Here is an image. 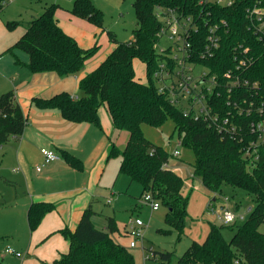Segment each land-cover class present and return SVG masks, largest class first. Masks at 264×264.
Instances as JSON below:
<instances>
[{
    "label": "trees",
    "instance_id": "obj_1",
    "mask_svg": "<svg viewBox=\"0 0 264 264\" xmlns=\"http://www.w3.org/2000/svg\"><path fill=\"white\" fill-rule=\"evenodd\" d=\"M200 1L134 0L139 25L133 31V41L119 43L113 39V51L96 70L80 78L79 89L84 96L76 100L63 92L50 99L35 98L33 103L40 109L60 111L70 122L90 123L98 128L102 127L99 111L105 106L115 134L126 131L129 135L123 151L117 147L115 137L110 139L107 160L121 157L120 174L128 176L131 184H140L143 195L151 194L166 207L168 224L181 235L189 212L188 198L183 192L186 180L171 165L173 156L165 148L150 142L142 130L144 124L161 127L166 120H173L181 145L193 149L195 154L193 175L200 178L203 186L215 195L210 206L219 200L218 195H223L226 187L242 190L253 197L254 202L251 214L242 223L220 227L211 225L205 241L193 242L179 259V264H264V145L252 147L251 144L257 143L259 136L249 130L252 121L264 120V110L260 113V109H264V29L261 23L264 14L262 21H258L255 17L249 18L246 12L253 7L264 12V0H238L230 8L213 4L204 6V12H210V25H220L222 20L228 24L227 32L225 29L221 31L222 40L215 56L202 63L223 84L224 89L215 101L221 116L229 112L235 114L240 128V134L235 139L223 138L204 119L195 120L192 115L186 116L167 95L158 92L152 78L160 57L155 48L160 25L155 14L156 7H177L185 14L197 17L202 8L198 5ZM59 8V5L53 4L33 17L32 21L6 24L9 29L17 26L25 29L7 52L17 49L27 53L29 62L23 66L32 73L79 75L86 63L97 54L98 44L89 49L82 48L74 37L63 31L57 19ZM71 13L97 26L103 24L102 11L91 0H74ZM200 28L195 36L196 52L203 48L208 33L207 26ZM239 45L248 50L242 54L247 62L242 70L235 71L234 49ZM135 58L147 65L146 84L136 78L133 68ZM17 64L22 65L19 60ZM230 70L251 84L240 89L236 96L234 92L228 94L225 87L228 82L225 74ZM254 85L257 87L254 88ZM239 100L253 102V111L247 114L248 105ZM236 101L242 105L243 113L230 106ZM27 125V117L14 91L0 95V145L23 135ZM250 146L251 153L247 155ZM252 148H256L255 153ZM63 156L75 168H82L72 155L65 153ZM54 210L56 205L53 203L34 202L27 215L30 230L38 229L44 217ZM94 214L89 205L74 232L68 229L60 231L69 241V249L50 264H136L132 252L112 237L118 231L115 219L108 217L107 227L98 229L92 220ZM224 228L234 231L230 241L223 236ZM158 255L164 262H171L174 257L171 252L153 251L152 259L155 260ZM0 264H3L2 259Z\"/></svg>",
    "mask_w": 264,
    "mask_h": 264
},
{
    "label": "rangeland",
    "instance_id": "obj_2",
    "mask_svg": "<svg viewBox=\"0 0 264 264\" xmlns=\"http://www.w3.org/2000/svg\"><path fill=\"white\" fill-rule=\"evenodd\" d=\"M91 2L102 11L103 24L101 26L74 16L71 13L74 0H17L0 12V21L5 25L4 31L6 30L10 35L18 36L19 39L22 36L21 27L17 26L9 29L6 26L8 22L31 21L32 17L39 16L46 7L53 4L59 5L57 19L60 21L59 24L63 31L68 32L69 34H67L74 37V39H78L85 49L92 48L96 44L99 45L96 56L92 57L87 65V68L92 67V70H96L115 48L113 39H117L119 43L133 41V31L139 24L133 5L134 0H91ZM7 39H4L0 33V43ZM164 42H162V45H164ZM157 49L160 50L161 48L158 47ZM8 53L9 57L16 55L19 58L21 56L29 58L27 53L17 49ZM133 68L137 80L146 84L148 82L147 65L139 58H135ZM103 109H105V106L101 109V112L107 116ZM101 126L103 127L102 120ZM142 130L150 142L165 148L170 155H173L175 150L179 151V156L172 157L171 163L172 166H177V172L186 180L183 192L188 198L189 212L183 233L179 235L178 230L168 224V209L166 207L160 204L157 211H152L150 204L145 200L142 186L138 183H132L130 186V178L120 174L121 157L112 158L104 168L97 201H95L93 207L96 213L92 216V220L98 229H105L107 218L113 217L117 223L118 232L123 233L125 225L130 220H141L145 224L142 230L144 235L143 239L136 241V247H130L132 239L126 234L118 236L117 233V237L121 238L114 237L115 241L117 240L118 243L126 246L132 252L136 264H179V259L193 242L203 243L205 241L211 225L217 227L222 225L212 209L218 210L225 204L237 216H244L243 218L246 220L251 214L248 213L249 207L254 206L253 197L251 198L242 190L226 187L223 195H218L219 200L213 203L214 207H211L210 210V201L215 198V195L203 186L200 178L193 175V166L196 161L195 154L193 149L179 144L174 121L168 119L161 127L144 124ZM127 139L128 134L126 131L118 134L116 145L120 151L126 148ZM15 193L16 188L10 192L5 204L1 201L2 192L0 190V259H3L4 264H21L23 258V260L30 258L25 249L29 241L27 227H25V224L21 227L22 220L18 219L19 217L11 218L8 216L11 213L15 215L20 212L14 207L13 198ZM226 199L229 201H226ZM109 201L111 205H109ZM238 203L239 205H237ZM244 220H239L238 223H242ZM262 229H264V226ZM13 232L16 235H13ZM222 233L227 241H230L234 235V231L229 228H224ZM8 245L21 253L23 258L16 257V255L9 252L6 254L5 249ZM153 251L171 252L174 257H172L171 262L162 261L159 255L153 260Z\"/></svg>",
    "mask_w": 264,
    "mask_h": 264
},
{
    "label": "crops",
    "instance_id": "obj_3",
    "mask_svg": "<svg viewBox=\"0 0 264 264\" xmlns=\"http://www.w3.org/2000/svg\"><path fill=\"white\" fill-rule=\"evenodd\" d=\"M27 22L29 21L23 23ZM0 29L3 38H8L0 43V95L14 91L16 100L28 121L23 135L13 137L7 143L0 145L1 201L6 204V198L16 188L13 198L14 207L20 212L8 216L19 217L18 219L22 220L21 227L24 224L27 227L29 241L25 249L30 258L23 260L21 256L23 258L21 264H50L69 249V241L60 234V231L68 229L74 232L89 205L94 210L101 176L109 162L107 153L110 139L117 138L118 134H115L106 107L103 110L108 117L102 114V107L99 114L102 115L103 127L98 128L90 123L70 122L60 111L40 109L33 103L35 98L50 99L63 92L78 99L82 98L84 93L79 89V80L93 71L92 67L87 68L89 62L79 75L60 76L55 72L32 73L23 66L29 62V58L8 56L9 47L14 46L21 37L18 39V36L4 31L5 25L2 21H0ZM24 31L25 29L21 27V35ZM76 41L84 48L78 39ZM17 60L22 65H18ZM43 149L55 151L60 155V159L46 163L42 154ZM65 153L76 158L82 168L77 169L68 163L63 156ZM173 167L177 171V166ZM38 168L40 171H37ZM34 202L53 203L56 205V210L47 214L38 229L32 232L27 215ZM109 203L111 205V202ZM126 225L124 233L118 230L112 237H117V233L118 236L127 235ZM13 235L16 234L13 232Z\"/></svg>",
    "mask_w": 264,
    "mask_h": 264
},
{
    "label": "built area",
    "instance_id": "obj_4",
    "mask_svg": "<svg viewBox=\"0 0 264 264\" xmlns=\"http://www.w3.org/2000/svg\"><path fill=\"white\" fill-rule=\"evenodd\" d=\"M16 0H3L0 2V10L14 3ZM238 0H201L198 5H202L197 17L193 14H185L177 7H156L155 14L159 21V31L157 33L158 43L155 45L158 50L159 59L157 68L152 74L153 81L159 93L167 95L171 102L178 108L182 109L186 116L192 115L195 120L204 119L210 126H213L218 132L223 135L222 137H229L235 139L239 132V125L236 122L235 114L229 112L228 115L219 113L217 101L222 93L224 87L219 82L215 75H212L209 68H207L202 61L211 59L215 56L217 50L220 48L222 40L221 31L228 28L226 21L222 20L219 23L210 25L208 23V16L210 12H204V6L213 4L221 7H233ZM249 18L255 17L258 21H262L264 12L257 8H249L246 11ZM262 28L264 29V21ZM207 26V36L205 44L200 52H196L195 39L200 27ZM164 45H162V42ZM162 46V47H161ZM243 46L239 45L234 49V60L236 62V70L240 71L246 66L247 58L242 57L248 50L242 49ZM234 70L226 72L225 78L228 80L225 87H227L228 94H236L240 89L250 87L248 80H242ZM257 87L256 85L253 86ZM78 100L77 97H73ZM212 99H214L212 101ZM212 101V103H211ZM240 101V100H239ZM240 102L248 105L247 114L253 111L255 104L253 102L247 103L246 100ZM236 101L230 104L233 109H237L238 113L241 111V104ZM264 109H260L263 113ZM236 119V120H235ZM249 130L256 134L258 141L251 144L255 147L259 144L264 145V120L259 122L252 121L249 124ZM179 144L180 141H179ZM251 146L247 150V155L251 153ZM255 153L256 148H252ZM45 162L50 163L60 159V155L55 151L43 149ZM173 157L179 156V151L173 152ZM40 171V168L37 169ZM145 200L150 204L152 211H157L160 208V203L153 198L150 194L144 195ZM226 201H229L226 199ZM225 201V202H226ZM110 202V201H109ZM216 202V201H215ZM214 202V203H215ZM214 207L213 204L209 206ZM251 207L248 213L251 212ZM213 213L221 221L222 225L228 226L237 223L239 220H244V216H237L225 204L216 210L212 209ZM126 225L127 235L131 237L130 247L137 246L136 241L143 239V228L145 224L137 219L130 220ZM7 253L21 257L22 254L14 251L12 248L7 247Z\"/></svg>",
    "mask_w": 264,
    "mask_h": 264
}]
</instances>
